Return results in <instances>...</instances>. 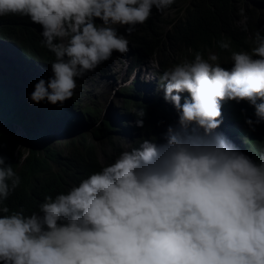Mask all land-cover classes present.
I'll list each match as a JSON object with an SVG mask.
<instances>
[{"label": "clouds", "instance_id": "1", "mask_svg": "<svg viewBox=\"0 0 264 264\" xmlns=\"http://www.w3.org/2000/svg\"><path fill=\"white\" fill-rule=\"evenodd\" d=\"M174 3L0 0V18H27L42 28L40 46L54 59L51 72L25 69L34 86L29 100L62 107L78 79L114 52L128 53L127 35L148 21L153 8L163 13ZM165 44L173 47L169 38ZM217 45L230 53V64L215 46L168 68L164 53L161 61L157 53L148 55L162 69L157 88L177 113L163 142L143 138L66 191L45 195L35 211L7 203L22 178L0 139V264H264V152L254 159L217 131L228 101L254 108L255 120L245 117L251 131L264 121V35L257 30L248 50H234L229 38ZM142 63L130 65L132 81ZM40 69L51 76L35 83ZM134 114L143 128L145 109ZM15 154L19 158L18 148Z\"/></svg>", "mask_w": 264, "mask_h": 264}, {"label": "trees", "instance_id": "2", "mask_svg": "<svg viewBox=\"0 0 264 264\" xmlns=\"http://www.w3.org/2000/svg\"><path fill=\"white\" fill-rule=\"evenodd\" d=\"M184 13V20H179L171 32L167 33L173 47L165 44V35L156 36L157 29L152 21L144 24V28L150 30L152 38L149 39L146 35L139 38L137 45L142 51L132 62L131 69L154 53H157L161 61L165 48L172 51V56L170 54L164 64L166 68L184 59L190 60L196 51H206L207 48L214 46L219 51L221 60L230 64V53L221 50L217 41L229 38L234 50H248L257 30H261V34L264 35V0H191L185 7ZM155 17H159L158 11H155ZM40 32L42 28L31 23L27 18L18 16L0 18V43L8 52L0 55V133H2L0 139L5 145L2 149L3 155L13 164L22 178L21 186L9 197L7 203L11 208L23 206L28 212L37 210L39 202L45 195L54 196L66 191L89 173L99 171L106 165L100 161L93 143L84 136L72 138L67 143L43 144L41 139L51 137V131L37 120H31L23 114L27 108V97L18 93L21 82L17 74L24 69L38 66L51 72L49 62L54 59L52 53L40 46L42 39ZM131 90L128 88L131 93L139 92ZM139 95L142 96V92ZM186 95L187 93L182 94V101ZM20 97L21 101H19ZM130 102L133 101L129 100L126 106H129ZM44 104L46 116L63 118V124L55 134L62 136L71 134L74 128L70 126V122L77 118L66 117L60 106L46 102ZM138 108H144L146 115L143 117V137L136 140L134 147H137L143 138L156 139L158 143H162V133L166 130L162 128L164 117L166 118L162 106L156 100L139 99L134 105L129 106L131 115L135 118L137 116L134 113ZM242 109L246 112L242 113ZM81 112L83 115V120L80 118L81 127L93 126L98 121L96 119L98 108L87 107ZM222 113L223 119L231 124L229 132L244 140L240 146H236L258 160L260 153L264 152V121L256 125L255 131L249 129L245 117L255 120V116L254 108L247 102H224ZM161 121L163 123H159ZM101 122L102 125L93 129L95 138L101 135V131H110L114 126L108 119ZM17 125L26 131L31 142L29 155L20 162L22 155L20 149H18L19 158L15 154Z\"/></svg>", "mask_w": 264, "mask_h": 264}, {"label": "rangeland", "instance_id": "3", "mask_svg": "<svg viewBox=\"0 0 264 264\" xmlns=\"http://www.w3.org/2000/svg\"><path fill=\"white\" fill-rule=\"evenodd\" d=\"M189 2H191V0H175V3L163 13L158 12L159 17H155L156 10L153 8L152 15L148 21H152L154 27L157 29L156 36L165 35V42L167 38H170L167 33L171 32L172 28L179 20H184V9ZM253 9L256 10L254 7ZM119 31L125 34L122 27ZM149 32L150 30L144 28V24L137 25L131 35L126 34L129 40V51L126 55H120L114 52L113 57L109 61L101 64L94 72H89L82 79H79L75 95L62 106V111L66 117L71 118L75 116L77 118L75 121L70 122V126L74 128V131L66 136L55 134L59 132L62 126L63 118H59V116H46L44 112V103L34 104L29 100V95L34 90V86L27 84L25 69L17 74L21 82L18 93L21 96L24 95L27 97V108L24 110L23 114H26L31 120H37L52 133L51 137L41 139L43 144L50 143L53 145L60 142L67 143L72 138L84 136L85 139L92 142L95 146L96 154L101 162H112L115 156L121 151L133 148L136 138L143 137V130L136 126L135 121L137 118L131 116L132 112L129 106L131 104L134 105V102L139 99L143 100L145 95L148 97L147 100H156L166 113L162 128H166L169 124L176 123L177 113L174 107L170 103L164 101L163 93L157 88L162 69L157 64L156 59H153L152 62H149V60L147 61V58L144 59L142 61L143 63L137 68L139 77L132 81L130 65L142 51L140 46L137 45V42L139 38H143L145 35L151 39L152 36H150ZM152 34L154 35L153 31ZM0 53L2 55L8 54V52L2 49L1 43ZM164 56L169 57L170 52L165 50ZM169 61L171 62L172 59L170 58ZM34 76L36 83L40 78L48 79L51 74L40 69L34 71ZM138 82L142 83L141 87L138 85ZM136 86L142 90V96L128 91V88H132L133 90ZM137 96L141 98H137ZM21 99L20 97L19 101H21ZM129 100L133 102H130L129 106H126ZM87 107L98 108L99 112L96 116L98 121L93 126L82 129L80 118L83 120V115H81V111ZM107 119H112L115 122L118 119L121 125L116 122L112 130L101 131V135L95 138L92 133L93 129L102 125L101 120ZM230 125L228 121L223 120L217 131L223 133L235 145L240 146L244 140L229 132ZM18 127L19 125L15 126V140L17 148H20L22 153L21 157H23L24 153L27 154L29 152L31 142L28 139L29 136L26 131L23 129V133H21V130L17 129ZM119 149L120 151L118 152Z\"/></svg>", "mask_w": 264, "mask_h": 264}, {"label": "bare ground", "instance_id": "4", "mask_svg": "<svg viewBox=\"0 0 264 264\" xmlns=\"http://www.w3.org/2000/svg\"><path fill=\"white\" fill-rule=\"evenodd\" d=\"M138 71V70H137ZM139 77V76H138ZM140 79V78H139ZM141 81V80H140Z\"/></svg>", "mask_w": 264, "mask_h": 264}]
</instances>
